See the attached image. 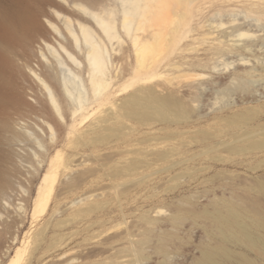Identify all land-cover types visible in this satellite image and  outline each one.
<instances>
[{
  "label": "rangeland",
  "instance_id": "obj_1",
  "mask_svg": "<svg viewBox=\"0 0 264 264\" xmlns=\"http://www.w3.org/2000/svg\"><path fill=\"white\" fill-rule=\"evenodd\" d=\"M133 1L119 0L122 12ZM62 2L69 11L70 26L58 14L51 20L42 16L50 29V44L41 42L26 50L19 47L16 56V70L22 65L27 74V78L19 74L16 84L36 109L23 106L0 116V171H5L4 177L7 175L6 179L12 181L0 199V232L9 226L0 234V264H7L18 246L26 244L27 252L31 251L37 231L47 220L60 221L62 227L48 234L31 264H195L202 244L207 241L203 220L183 213L181 221L176 222L175 208L201 209L223 196L236 200L239 195L254 198L263 195L264 152L241 155L223 148L205 150L199 130L218 133V128H226L227 123L214 117H227L234 111L250 108L254 113L264 111V12L261 10L264 0H167L168 5L180 6L182 20L178 37H168L164 43L161 81L186 94L195 111L193 121L200 123L186 128L191 147L185 149L175 139V128L158 130L157 137H172L165 144L171 150L167 161H155L152 146L143 137L129 154L141 158L134 175L113 181L108 175L113 169L106 167L99 177L74 192L65 206L64 202L54 200L50 209L34 217L37 189L46 172L44 167L38 173V167L43 165L41 156L57 138L55 130L43 120L37 98L48 100L61 118L53 101V88L41 74V68L58 70L62 90L71 104L79 105L81 101L88 104L92 97L89 72L81 74L83 61H87L81 47H88L83 37L82 41L79 37L76 40L71 33L73 29L78 35L80 30L74 20L77 21L82 11L71 0ZM13 6L16 5L9 0H0V9ZM90 18L98 24L94 17ZM221 23L224 25L218 26ZM241 33L245 35L240 36ZM112 45L106 51L111 69L116 67L112 63L115 56ZM243 46L244 52L237 50ZM175 59L177 71L171 67ZM242 79L248 80L250 87L232 92ZM55 125L52 123L53 128ZM66 139L48 157L58 150L64 158L72 154L73 146H68ZM222 139L229 142L225 135L217 138ZM73 140L71 137L70 142ZM142 182L138 188L133 186ZM129 186L133 187L128 189ZM92 189L97 193L107 191L104 201L108 204L85 215L80 211L95 204L96 199L85 200L87 195L95 193H90ZM58 205L60 209L53 215ZM148 218L154 223H147ZM169 233L171 237L166 242L163 236ZM146 235L149 237L145 238Z\"/></svg>",
  "mask_w": 264,
  "mask_h": 264
},
{
  "label": "bare ground",
  "instance_id": "obj_2",
  "mask_svg": "<svg viewBox=\"0 0 264 264\" xmlns=\"http://www.w3.org/2000/svg\"><path fill=\"white\" fill-rule=\"evenodd\" d=\"M9 1L16 6L0 9V116L23 106L36 109L16 84L19 74L21 78H27L24 66L20 65L16 70V56L19 47L26 50L37 43L50 44V29L42 21V16L51 20L58 14L65 19L67 26L71 22L67 15L69 11L62 0ZM71 2L82 11L77 21L74 20L75 27L78 25L80 30L78 35L73 29L70 30L76 40L79 37L82 41L83 37L88 47H81L88 61H83L85 63L81 74L89 72L88 85L92 97L88 104L83 105V101L81 105L71 104L62 90L58 70L46 66L41 68V74L53 88V101L56 102L61 118H58L48 100L37 98L39 109L44 115L43 120L55 130L57 138L48 146L47 153L41 156L43 165L38 167V173L44 167L46 172L37 189L34 217H38L40 211L50 209L54 200L64 202L65 206L74 192L99 177L106 167L113 169L111 173L108 172L113 181L124 175H134L141 158L129 154L135 145L142 142L143 137L147 138L144 142L152 146L154 160L167 161L171 150L166 149L165 144L172 137H157V131L175 128V139L178 138L183 148L187 149L191 147L192 141H188L191 137L186 128L200 123L193 121L195 111L187 95L161 81L164 76V43L168 37L177 38L179 35L182 20L180 6L168 5L167 0H134L122 12L119 0ZM261 10L264 12V8ZM90 16L97 20L99 26ZM223 25L221 23L218 26ZM122 28L125 32H122ZM116 40L117 48L114 43ZM109 44H113L115 51L112 63L116 67L112 69L106 54ZM237 50L244 52L246 48L238 47ZM172 64V70L177 71L178 61L175 59ZM251 75L248 73V76ZM246 87H250L249 81L242 79L240 85L231 91ZM262 107L264 109V105ZM214 118L225 121L226 128H218L215 134L199 130L205 150L223 148L241 155L264 152V111L254 113L251 108L247 111L241 109L227 117ZM52 123L56 124L54 128ZM222 135L228 137L229 142L217 140ZM71 137L74 140L70 142ZM66 138V144L73 146L72 154L64 158L61 150H58L52 157H48ZM4 172L0 171L1 200L6 194V188L12 185V181L6 179L7 175L4 177ZM35 180H32L33 183ZM142 185L143 182L133 186L138 188ZM261 186L263 195L260 197L239 195L236 200H232L223 196L219 201L201 209L175 208L176 222L181 221L183 213H190L203 220L202 228L207 241L202 244L195 264H264V178L261 179ZM91 192L95 193L87 195L85 200L96 199L93 201L95 204L82 209V214L90 215L108 204L104 201L107 191L97 193V190L92 189ZM59 209L60 205L54 207L53 215ZM146 220L149 224L154 223L151 218ZM61 227L60 221L47 220L37 231L31 245L33 248L27 244L31 251L27 252L26 244L25 247L18 246L16 254L7 264H31L35 253L46 243L48 234ZM8 228L1 230L0 234ZM148 237L146 235L145 238ZM170 237L169 233L163 236V240L167 242ZM243 248L247 251L239 250ZM162 250L166 252V247Z\"/></svg>",
  "mask_w": 264,
  "mask_h": 264
}]
</instances>
